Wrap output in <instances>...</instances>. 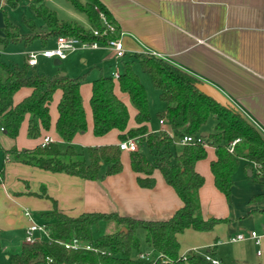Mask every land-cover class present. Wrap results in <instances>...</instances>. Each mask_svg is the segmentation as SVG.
Here are the masks:
<instances>
[{
	"label": "trees",
	"instance_id": "obj_1",
	"mask_svg": "<svg viewBox=\"0 0 264 264\" xmlns=\"http://www.w3.org/2000/svg\"><path fill=\"white\" fill-rule=\"evenodd\" d=\"M76 11L82 13L88 22L84 27L75 22L60 20L49 9L44 0H30L29 8L40 23L37 27L33 19L23 17L22 24L28 33L21 34L9 21L6 9H15L21 0H0L3 13L4 46L22 43L28 46L35 41L45 46L47 41L62 35L72 36L81 41L105 43L119 37L120 31L109 12L97 0H67ZM115 27V32L106 31L100 14ZM98 33V36L93 34ZM138 61L141 71L149 75L151 85L159 93L165 109L157 114L169 124L172 136L165 133H148L150 121L149 103L145 88L141 84L133 65ZM86 74L68 78L64 74L48 76L26 63L22 67L0 62V126L10 139H16L21 124L27 120L26 134L37 139L50 128L49 105L57 91L61 92L57 104L58 116L55 130L61 144H39L31 149L17 151L11 148L3 151L25 165L51 173H63L79 179L95 181L99 177L101 164L107 165L106 174L121 171V152L118 144L76 149L72 141L75 136L87 131V119L80 95L81 84ZM202 82L180 68L149 54H136L133 60L122 61V73L117 79L100 76L91 82L89 106L92 118V134L102 137L111 131L118 133V143L128 138H137L138 146L145 143L152 159H147L139 151L130 153V165L138 176L136 181L142 188H152V174L159 171L164 181L177 194L181 207L164 221H143L116 213L85 212L70 217L53 208L40 213L41 224L49 233V241L23 244L20 252L9 257L10 264H210L204 256L192 250L179 255L177 235L185 230L209 232L226 220L203 217L198 191L204 178L195 170L198 161L207 157L206 149L199 144L176 147L173 142L183 136H195L210 117L215 118V132L208 136L215 147V160L210 162V171L215 188L230 201L232 175L239 165V159L254 162L260 166L264 177V139L258 130L243 118L230 104L221 106L199 90ZM22 88L30 94L17 104L14 95ZM126 95L134 109L133 127H129L130 115L127 105L116 94ZM240 138L234 153H229L224 144ZM143 175V176H141ZM263 195H255L256 201ZM100 222H113L118 230L98 237L93 236V228ZM124 228V231H120ZM145 232L144 241L148 251L154 253L151 260L139 259L140 241L137 232ZM77 239L90 245L93 250L65 249L60 242Z\"/></svg>",
	"mask_w": 264,
	"mask_h": 264
},
{
	"label": "crops",
	"instance_id": "obj_2",
	"mask_svg": "<svg viewBox=\"0 0 264 264\" xmlns=\"http://www.w3.org/2000/svg\"><path fill=\"white\" fill-rule=\"evenodd\" d=\"M26 1L29 5L30 0ZM97 1L109 12L119 28L125 57L116 63L110 50L99 46L95 50L87 51L99 53L100 59L108 60L110 69L106 72L97 65L89 68L84 59H81L80 63L86 64V73L83 70L78 75H74L77 71L67 64L63 67H57L61 64L53 65L55 69L52 75L64 72L68 78L82 74H86L88 78L90 72H96L91 81H87L85 85L81 84L80 87V95L84 94L85 98L82 106L87 119V131L75 136L72 144L76 149L118 144L116 131L102 137L92 134L89 106L91 82L102 75L110 76L113 72L120 74L122 61L133 60L136 54L149 53L219 91L225 96L228 104L252 124L264 139V0ZM44 3L46 6L47 3L54 6L53 9L47 7L62 21L73 22L66 18H77L76 20H80L78 22H84L82 17L61 6L56 0H44ZM85 20L86 25H80L87 28L86 17ZM50 40L52 41L48 48L54 46L55 38ZM41 47V50L47 48L43 45ZM28 51H31L30 46H24V63L25 53ZM39 59L43 62L48 60L41 56ZM135 64H138V61ZM134 65L133 70L138 75ZM83 88L85 90H82ZM29 94V89H20L14 95V104ZM116 94L127 105L130 115L129 127H133L135 112L128 97L118 91ZM157 95L159 99V93ZM60 96V91L54 94L49 105L50 128L46 132L43 131L39 138L27 137L28 117L21 124L16 139H10L4 132H0V214L4 223V229L0 230L19 232L23 238L20 246H16L18 251L5 256L8 264L9 257L19 253L25 244V230L31 223L23 211L30 212L32 221L35 214L38 221L35 219L34 222L41 224L40 213L52 210L51 200L56 202L58 210L70 217H77L85 212L116 213L143 221L167 220L181 207L177 194L167 185L159 171L155 170L152 174V188H142L138 185V175L131 169L129 152H121L122 169L119 173L107 175V165L101 164L99 177L95 181L44 171L16 161L10 153L4 154L3 151H9L11 148H16L17 151L34 148L42 144L46 136L53 143H62L55 130ZM160 103L161 112L165 109V104L162 101ZM212 118L210 128L214 131L206 129L205 124L200 129V134L209 136L215 132L216 121ZM147 129L148 133L157 130L150 121ZM158 133L172 136L168 123L160 125ZM205 149L207 157L195 165V170L204 178V184L198 191L200 210L205 218L213 217L226 221L216 224L209 232L185 230L178 234L179 255L184 256L194 250L202 256L209 255L217 260L218 264H264V239L260 245L250 239L229 242V239L238 233L246 234L251 230L260 233L264 227V177H256L250 162L239 159V165L232 175L230 201L227 202L223 194L215 188L210 171V162L215 160V148ZM255 195L263 196L259 200L250 201ZM6 241L2 251L9 249V241ZM258 251H261L260 255H257ZM140 252L151 251L145 246Z\"/></svg>",
	"mask_w": 264,
	"mask_h": 264
},
{
	"label": "rangeland",
	"instance_id": "obj_3",
	"mask_svg": "<svg viewBox=\"0 0 264 264\" xmlns=\"http://www.w3.org/2000/svg\"><path fill=\"white\" fill-rule=\"evenodd\" d=\"M56 2H58L61 6H65L66 8H68L69 10H71L72 12H75V14L77 16H80L83 18L84 22H86L85 20V16L78 12V11H74L72 5L67 1V0H56ZM51 3V2H50ZM47 6L51 9H53L51 4L47 3ZM56 9V8H55ZM60 13V12H59ZM6 16L9 19V21L11 23H13V25H15L19 32L21 34H26L28 33L27 28L22 24V18H28V19H33L37 25V27L39 28L40 23L34 18L28 2L26 0H22L18 7L15 9H6ZM60 17L63 18L62 13H60ZM69 21H73V22H77L79 24L86 25L84 24V22H78L80 20H76L77 18L73 19V18H66ZM2 27H3V13L0 12V39H2ZM51 41L52 40H48L47 41V45L43 46V47H49L51 45ZM31 51H39L41 50V43L40 41H35L33 43H31L30 45ZM23 52H24V45L22 43H10L7 44L6 46H4V44L2 42H0V62L4 63L6 65H17L19 67H22L24 64V58H23ZM100 54L96 53V52H92L90 53L87 50H76L70 54H68L67 58L65 61H63L61 63V65L57 66V67H63L66 64L70 67H72V69H74L75 73L74 75H78L81 73V71L84 70V72L87 70L86 69V64L89 65V68L92 67L93 65H97L100 66L102 68V70L104 72L108 71L110 68V64H108V60H102L99 58ZM84 59L86 61V64H81L80 60ZM39 61V65L36 67L37 71L43 74H46L48 76H54L52 75L53 70L55 69V67L52 64V60H47V61H42V60H38ZM134 69L135 71L138 73V78L141 82V84L143 85V87L146 90V94H147V99L149 102V109H150V124L156 128V131H152V133H158L159 129H160V125H159V118L157 117V114L160 112V100L158 99V92L156 90L153 89L151 82H150V77L146 74H143L139 64H135L134 65ZM86 73V72H85ZM59 74H64V72H60ZM96 72L92 71L90 72V76L88 78H86V80L82 83L83 85H85V83H88L87 81H91L92 77H95ZM82 90H85L84 88ZM81 99L84 103L85 98H84V94L81 96ZM213 123V118L210 117V119L207 121L206 123V129H210L211 132H213L214 130H212L210 128V126ZM209 126V128L207 127ZM139 152L142 153L147 159L151 160L152 156L150 154L149 149L147 148L145 143H142L138 146ZM84 155L86 157V148L83 149ZM2 165V151L0 150V167ZM8 190L11 192L10 188H8ZM33 216V215H32ZM33 218L36 219V221H38L36 215L34 214ZM34 219V221H35ZM3 218H2V214H0V229H4V225H3ZM118 230V226L113 223V222H100L97 226H95L93 228V236L96 238L100 235L106 234V233H112L114 231ZM137 237L140 241V246L141 249L140 250H144L145 249V241H144V237H145V232L143 230H139L137 232ZM0 238H1V242H0V264H8L6 262L5 256L9 255L11 253L17 252L18 251V247L20 246V241L23 239L22 238V234L19 232H15V231H10V230H0ZM9 241V249L6 251H2V249L4 248V245H6L7 241ZM18 245V247H16Z\"/></svg>",
	"mask_w": 264,
	"mask_h": 264
},
{
	"label": "built area",
	"instance_id": "obj_4",
	"mask_svg": "<svg viewBox=\"0 0 264 264\" xmlns=\"http://www.w3.org/2000/svg\"><path fill=\"white\" fill-rule=\"evenodd\" d=\"M100 19L103 22V25L106 27V31L113 33L115 32V27L112 24H109L105 16L100 12ZM93 34L95 36H98V33L96 31H93ZM99 46H105L108 48L112 54V58L115 60V62H119L125 57V50L123 47V43L121 41V33L118 38L113 40H108L105 43H101L99 41L94 42H86L81 41L78 38L72 37V36H58L55 37L54 40V46L51 48H44L41 51H28L25 53L26 58V64L29 67H35L38 63V57L41 56L43 58L57 59L58 61L62 62L65 60L68 56V54L76 51V50H95L99 48ZM149 55H153L150 54ZM113 79H117L119 77V74L116 72H113L110 75ZM167 121L165 119H159V124L165 125ZM0 132H4L3 127L0 126ZM240 138L234 139L226 144H224V148L231 154L234 153V148L236 144L240 142ZM211 140L206 135L197 134L195 136H183L182 138L175 140L173 144L175 146H184L186 144H199L203 148H215L214 144L210 143ZM53 143L52 140L49 137H45L42 142V146ZM138 139L137 138H128L124 141H121L118 143V147L120 151L122 152H136L138 151ZM255 174L258 176L260 175V166L254 162H250ZM0 172V183H2V176ZM25 217H27L30 220V225L25 230V243L26 244H32L37 241H49V233L47 229L42 225L35 223L32 221L30 217V212L28 210L23 211ZM246 239H250L254 241L256 245H260L262 240L264 239V227L261 229V232H257L255 230H251L244 233H238L235 236L231 237L229 239V242H238L243 241ZM62 246H64L65 249H72V250H78V249H84V250H93V248L90 245L83 244L77 239H72L68 242H60ZM261 251L257 252V255H260ZM139 259H146L151 260L154 258V255H152V252H141L137 255ZM204 258L206 261H208L210 264H218L217 260L212 259L209 255H204Z\"/></svg>",
	"mask_w": 264,
	"mask_h": 264
},
{
	"label": "water",
	"instance_id": "obj_5",
	"mask_svg": "<svg viewBox=\"0 0 264 264\" xmlns=\"http://www.w3.org/2000/svg\"><path fill=\"white\" fill-rule=\"evenodd\" d=\"M59 64H61L60 61H58L57 59L53 60V65H59ZM199 90L203 94H205L207 97L212 99L215 103H217L221 106H226L228 104L225 96H223L219 91H217L216 89H214L211 86L202 84L199 86ZM120 231H124V228H121Z\"/></svg>",
	"mask_w": 264,
	"mask_h": 264
}]
</instances>
